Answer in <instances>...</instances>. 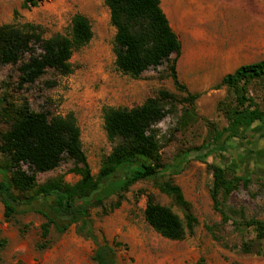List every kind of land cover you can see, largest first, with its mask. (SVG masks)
Returning a JSON list of instances; mask_svg holds the SVG:
<instances>
[{"label":"rangeland","instance_id":"rangeland-1","mask_svg":"<svg viewBox=\"0 0 264 264\" xmlns=\"http://www.w3.org/2000/svg\"><path fill=\"white\" fill-rule=\"evenodd\" d=\"M161 1L170 26L181 42V55L176 61L180 88L174 85L165 64L144 72L137 79L116 70L112 52L115 30L104 0H39L38 6L29 10L20 8L23 0H0V26L32 23L40 26L43 36L49 38L56 34L68 35L71 18L82 14L89 20L93 32L88 45L73 53L72 73L67 76L48 70L34 84L19 87L17 66L0 67V108L15 107L26 101L35 112L61 117L73 114L94 176L102 158L111 151L103 127V110L106 107L131 109L149 98H157L161 91L174 97L171 106H166L169 109L166 117L155 127L162 163L172 165L185 151H195L211 143L227 127V120L217 110L218 103L227 96V89L215 87L237 67L264 59V41L260 40L264 33V0ZM251 36L258 37V50L246 48L245 43ZM211 50L216 54L230 51V60L221 66L214 55L198 56V52ZM196 93L200 96L194 102L195 120L182 129L178 126L184 106L181 101L188 94ZM249 93L264 112V82L253 84ZM6 128L0 120V130ZM252 133L243 146L226 142L214 146L217 150L205 148L194 154L196 159L190 160L179 174L170 177L180 187L197 220L193 232L182 240L162 238L143 220L146 199L151 195L156 203L169 207L184 221L183 211L151 180L132 185L113 212L104 215L101 209L91 210L92 227L109 243H116V263L197 264L203 259L204 264H264V257L243 254L236 249L242 241L253 239L254 233L239 232L231 221L223 223L209 193L211 165L240 171L249 177L250 183L247 189L240 187L234 192L229 204L235 210H242L246 219L264 221V134L258 136L259 130ZM72 166L71 162L64 161L54 171L39 174L37 181L43 183L62 175L67 183L73 184L79 177L70 172ZM43 221L34 213L7 220L0 202V264H95L92 260L95 245L79 236L74 225L60 236L51 232L50 246L38 250Z\"/></svg>","mask_w":264,"mask_h":264},{"label":"trees","instance_id":"trees-1","mask_svg":"<svg viewBox=\"0 0 264 264\" xmlns=\"http://www.w3.org/2000/svg\"><path fill=\"white\" fill-rule=\"evenodd\" d=\"M38 3L39 0H23L20 8L29 10ZM104 4L115 30L112 52L116 70L137 79L165 64L174 85L179 87L176 61L181 55V42L162 10L161 0H104ZM92 38L90 22L82 14L73 15L68 35L49 38L43 36L40 26L32 23L4 24L0 26V67L17 66L19 87L34 84L48 70L67 76L72 73L73 53L88 45ZM263 82L264 59L223 76L215 88L227 89V96L217 105L227 127L211 143L185 151L172 165L162 163L155 127L166 117L169 110L166 106H171L173 95L161 91L157 98H149L131 109L106 107L103 127L111 151L102 158L95 176L73 114L61 117L35 112L26 101L0 108V120L7 127L0 130V202L4 217L9 220L27 213L41 216L44 221L40 225L42 242L36 245L38 250L50 246L51 232L60 236L74 225L79 236L95 245L92 256L95 264H117L116 243H109L92 227L90 212L93 209H101L104 215L113 212L132 185L151 180L183 211L184 221L169 207L156 203L151 195L146 199L143 220L162 238L182 240L193 232L197 220L180 187L170 177L179 174L190 160L196 159L194 154L205 148L226 142L243 146L254 130L260 131L258 136L264 134V112L249 93L253 84ZM199 96L188 94L182 99L184 106L178 119L182 129L195 120L194 102ZM216 130L213 129L215 133ZM64 161L72 163L70 172L79 177L75 183H67L62 175L38 183L39 174L54 171ZM210 170L209 193L222 222L231 221L241 233L247 230L254 233L253 239L242 241L236 249L264 257V221L246 219L242 210L229 204L234 192L240 187L248 188L249 177L234 168L218 165H211ZM197 264H204L203 259Z\"/></svg>","mask_w":264,"mask_h":264},{"label":"crops","instance_id":"crops-1","mask_svg":"<svg viewBox=\"0 0 264 264\" xmlns=\"http://www.w3.org/2000/svg\"><path fill=\"white\" fill-rule=\"evenodd\" d=\"M161 7H162V1H161ZM163 10V9H162ZM164 12V11H163ZM256 38L254 39L252 36L249 38V40L245 43V46H246V48L247 49H252V51L254 50H258L259 49V42H258V37L257 36H255ZM260 40H261V42L263 43V41H264V33L262 32L261 33V35H260ZM214 55V57L213 58H215V61L217 60V63L219 64V65H221L222 66V63L223 62H228L229 60H230V55H231V53H230V51H226V52H218L217 54L214 52V51H208V52H198V56L199 57H201V55L203 56V55ZM216 63V64H217ZM240 67V66H239ZM238 68V67H237ZM211 75H209V76H205L204 78L206 79V78H208V77H210ZM213 76H216V75H213Z\"/></svg>","mask_w":264,"mask_h":264},{"label":"water","instance_id":"water-1","mask_svg":"<svg viewBox=\"0 0 264 264\" xmlns=\"http://www.w3.org/2000/svg\"><path fill=\"white\" fill-rule=\"evenodd\" d=\"M220 149H222V148H220Z\"/></svg>","mask_w":264,"mask_h":264}]
</instances>
